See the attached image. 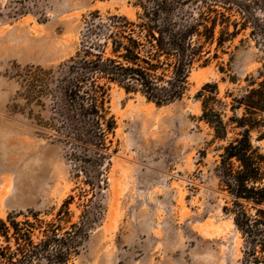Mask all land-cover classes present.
<instances>
[{
    "label": "rangeland",
    "instance_id": "374dc122",
    "mask_svg": "<svg viewBox=\"0 0 264 264\" xmlns=\"http://www.w3.org/2000/svg\"><path fill=\"white\" fill-rule=\"evenodd\" d=\"M139 1L0 0V217L37 213L65 240L87 228L65 264H249L221 210L226 190L215 171L238 128L231 123L225 139L214 138L195 95L206 82L217 83L223 102L226 90L237 94L261 65L264 30L253 37L245 29L206 65L195 63L172 102L157 105L107 83L104 105L115 126L102 164L59 96L90 16L134 19ZM215 110L223 121L233 113L229 105ZM262 131L264 123L250 132L260 150ZM31 237L37 243L42 234Z\"/></svg>",
    "mask_w": 264,
    "mask_h": 264
},
{
    "label": "trees",
    "instance_id": "16d2710c",
    "mask_svg": "<svg viewBox=\"0 0 264 264\" xmlns=\"http://www.w3.org/2000/svg\"><path fill=\"white\" fill-rule=\"evenodd\" d=\"M137 4L140 12L134 19L92 14L85 40L69 58L67 74L59 81V96L72 108L71 120L79 122L80 133L87 144H93L100 164L107 156L106 134L115 126L104 105L107 83L117 84L126 93L139 92L157 105L172 102L182 96L195 63L206 65L245 29L253 37L264 30V0H144ZM261 60L254 75L244 76L246 84L237 94L225 91L229 101L217 99L216 82L202 84L195 95L201 104L200 119L214 138L225 139L231 123L238 128L222 146L215 171L226 190L221 210L240 234L249 264L264 261V150L250 140V132L264 123V57ZM216 105H229L232 115L223 121ZM258 139H264V131ZM100 172L96 176L102 177ZM86 183L93 185L90 180ZM66 203L67 199L62 206ZM19 214L0 217V264H32L40 259L65 264L87 230L65 240L57 237L55 224L43 223L37 213L30 214L31 220L16 219ZM35 229L42 234L37 243L31 237Z\"/></svg>",
    "mask_w": 264,
    "mask_h": 264
}]
</instances>
